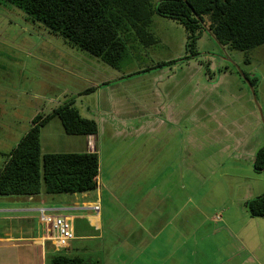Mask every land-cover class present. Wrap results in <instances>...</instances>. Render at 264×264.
Segmentation results:
<instances>
[{
  "label": "rangeland",
  "instance_id": "rangeland-1",
  "mask_svg": "<svg viewBox=\"0 0 264 264\" xmlns=\"http://www.w3.org/2000/svg\"><path fill=\"white\" fill-rule=\"evenodd\" d=\"M152 22L149 31L157 43L138 51L131 50V62L117 71L86 52L69 46L42 24L32 23L17 8L0 3V165L3 166L5 156L16 147L36 115H48L59 105L69 102H73L77 111H82L87 103H105L108 93L116 95L122 92L127 96L114 101L111 110L118 117L123 114L120 119L135 121L136 125L140 120L141 128L118 133L112 138L106 134L103 140L95 141L104 144L115 141L129 143L130 146L142 144L149 149L152 160H157L154 164L157 190L188 189L191 207H194L198 203L197 191L212 188L213 175L233 174L229 178L233 179V199L241 196L246 191L242 188L253 180L259 181L261 191H264V173L255 174L250 164L253 155L255 157L253 148L258 140L261 142V136L264 138V46L246 57L241 52L221 48L204 32L196 42L198 55L195 58L178 61L161 73L160 69L148 70L127 77L157 63L177 61L186 56L184 28L159 16H153ZM118 74H125L124 84L117 80L113 82ZM244 74L257 79L253 93ZM153 77L172 79L169 82L173 84L169 85L165 80L159 84L160 79L151 80ZM106 79H110L106 86L112 89L101 85ZM95 84L99 85L97 91L86 92ZM151 87L155 89V97L150 96ZM82 91L84 93L80 94ZM176 94H182L184 100H175ZM165 100L168 106L162 105ZM172 110L179 115L180 125L172 126L167 133L164 125L169 123H165V116ZM155 111H160L159 115H155ZM187 116L188 126L182 122ZM253 118L257 124H262V132L259 133L258 127L252 123ZM232 119H239L236 125L238 134L234 138L233 127L227 125V121ZM42 129L41 136L57 153H72L77 150L76 142L84 140L83 137L66 135L57 118ZM41 142L45 140L41 139ZM169 143L175 147L188 143L187 162L184 159L185 163L181 165L166 163L163 147ZM135 150H123L128 157L123 155L118 162L107 161V168L102 170L101 182L106 189L102 190L101 213L110 223L133 220L132 204L139 186L132 177L118 180L117 175L122 167L125 173L133 172L137 157ZM186 153L184 148V156ZM237 174L243 175L245 180L235 178ZM202 176L207 181H200ZM223 182L224 179L218 181L219 184ZM236 185L240 188L236 189ZM123 206H131V209L126 210Z\"/></svg>",
  "mask_w": 264,
  "mask_h": 264
},
{
  "label": "crops",
  "instance_id": "crops-1",
  "mask_svg": "<svg viewBox=\"0 0 264 264\" xmlns=\"http://www.w3.org/2000/svg\"><path fill=\"white\" fill-rule=\"evenodd\" d=\"M133 45L138 48V44ZM165 68L168 67L160 69V73ZM124 77L125 74H118L113 82L117 80L119 84L121 81L124 84ZM158 79L159 84L164 80L168 83L170 80L159 77H153L151 80ZM106 80L101 83L105 89L109 88L106 85L110 83V79ZM171 84L173 83L169 82V85ZM98 86L95 84L86 91L89 89L97 91ZM79 93L83 94L84 91ZM155 95V89L151 87L150 96ZM126 96L122 92H117L116 95L108 93L105 96V103L99 101L95 105L87 103L82 111L78 109L82 118L95 121L98 128L94 137L79 136L84 140L76 142L77 150L72 152L97 154L99 168L97 188L94 191L55 196L41 193L35 197H0V264H51L52 258L57 255L79 257L84 261L98 264H264V218H251L244 207L246 201L264 193L261 191L259 181L253 180L245 185L242 189L246 191L233 199V179H229L233 174H220L217 177L213 175L215 178L213 185L211 184L212 188L197 191L198 203L191 207L188 189L157 190L154 168L157 160H152V153L142 147V144L130 146L129 143L111 141L104 144L95 141L99 138L103 140L106 134L108 138H112L118 133L141 128L140 120H137L136 125L135 121L120 119L123 114L118 117L111 110L114 101H120ZM183 97L182 94H176L175 100L179 98L184 100ZM162 105L168 106L169 103L165 100ZM159 112L155 111V115H159ZM165 118V123H169L164 125L167 133H170L172 126L180 125L179 115L173 110L167 112ZM182 122L188 126V116L182 119ZM237 123L239 119L227 121V125L233 127V138L238 134ZM252 123L258 127L259 133L262 132V124L260 122L257 124L256 118L252 119ZM135 125L137 127L133 128ZM41 132V152L57 153L51 150L52 145L46 142ZM41 139L45 142L42 143ZM261 147H264L262 136L261 142L258 140L256 147L253 148L254 154ZM163 148L167 155L164 158L166 163L181 165L185 163L184 159L187 162L188 143L177 147L169 143ZM184 148L187 150L185 156ZM126 149L137 150L134 169L132 173H125L126 170L124 172L122 167L117 179L132 177L136 186H139L134 193L135 202L132 204L133 220L110 223V220L101 213L102 190L106 189L101 182L104 176L102 170L107 168L108 164L105 162H118L123 155L125 158L128 157L127 153L123 152L128 151ZM139 149L141 151H138ZM2 167L0 165V170ZM238 177L245 180L243 175L237 174L235 178ZM221 179H224V182L219 184L218 181ZM200 181L207 180H203L202 176ZM254 183L252 188L248 187ZM234 187L239 189L240 185ZM218 189L221 191H217ZM249 189L251 193L247 191ZM161 201L164 204H159ZM94 207H98V211H94ZM123 208L128 210L131 206ZM42 212L52 217L65 218L70 222L73 240L67 247L62 249L55 247L49 238L47 226L40 220ZM206 229L211 231L206 233Z\"/></svg>",
  "mask_w": 264,
  "mask_h": 264
},
{
  "label": "trees",
  "instance_id": "trees-1",
  "mask_svg": "<svg viewBox=\"0 0 264 264\" xmlns=\"http://www.w3.org/2000/svg\"><path fill=\"white\" fill-rule=\"evenodd\" d=\"M0 3L17 8L32 23L42 24L69 46L118 71L131 62V50L157 43L149 31L153 16L173 20L184 28L185 57L157 63L127 77L195 58L196 42L207 31L221 48L241 52L246 57L264 46V0H0ZM243 77L254 91L257 79L245 74ZM53 118L59 120L68 136L97 134L96 122L82 118L71 102L59 105L48 115H36L16 147L5 156L0 170V197L81 194L97 188L96 153L41 152V129ZM252 170L255 174L264 173V147L256 151ZM244 207L251 218H264V193L246 201ZM51 264L98 263L57 255Z\"/></svg>",
  "mask_w": 264,
  "mask_h": 264
},
{
  "label": "built area",
  "instance_id": "built-area-1",
  "mask_svg": "<svg viewBox=\"0 0 264 264\" xmlns=\"http://www.w3.org/2000/svg\"><path fill=\"white\" fill-rule=\"evenodd\" d=\"M93 210L98 211V207H94ZM40 220L47 226L50 233L49 238L54 242L56 248H65L68 243L73 240L71 225L67 219L62 217H52L42 212Z\"/></svg>",
  "mask_w": 264,
  "mask_h": 264
},
{
  "label": "water",
  "instance_id": "water-1",
  "mask_svg": "<svg viewBox=\"0 0 264 264\" xmlns=\"http://www.w3.org/2000/svg\"><path fill=\"white\" fill-rule=\"evenodd\" d=\"M207 34H209V31L206 32ZM245 81L247 82V84L249 85L248 81L245 79ZM250 86V85H249ZM253 93V90H252ZM264 124V123H263Z\"/></svg>",
  "mask_w": 264,
  "mask_h": 264
}]
</instances>
